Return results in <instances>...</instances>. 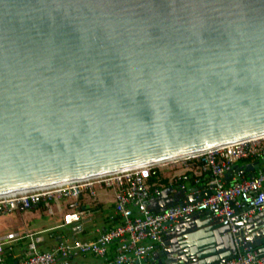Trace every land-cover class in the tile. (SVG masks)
Returning <instances> with one entry per match:
<instances>
[{"label":"water","instance_id":"1","mask_svg":"<svg viewBox=\"0 0 264 264\" xmlns=\"http://www.w3.org/2000/svg\"><path fill=\"white\" fill-rule=\"evenodd\" d=\"M263 133L264 0H0V194ZM170 190L148 208L174 205ZM214 208L176 222L145 264L264 255V208L234 231Z\"/></svg>","mask_w":264,"mask_h":264},{"label":"built area","instance_id":"2","mask_svg":"<svg viewBox=\"0 0 264 264\" xmlns=\"http://www.w3.org/2000/svg\"><path fill=\"white\" fill-rule=\"evenodd\" d=\"M264 158V134L223 143L139 165L76 178L27 190L0 194V215L10 210L26 209L40 201L48 213L51 203L60 208L65 200L67 210L62 213L58 226L81 222L84 210L80 196L85 192L90 202L98 201V189H113L112 223L94 238L83 239L73 235L58 239L50 248H38L42 236L39 232L7 230L0 233V264H80L71 260L74 253L92 254L107 258L109 264H145L158 243L181 218L215 206L213 215L226 220L234 231L233 222L244 220L264 208V167L246 177L233 172L239 159L250 161ZM165 175V180L162 178ZM226 174H232L226 178ZM186 177L194 188L186 191ZM202 178H206L202 182ZM170 187L169 196L180 194L174 205L159 211L148 208V200L163 188ZM190 202L186 193L200 196ZM176 192V193H175ZM172 193V194H171ZM19 239H26V248L17 256L13 249ZM7 254L16 257L9 263ZM114 253L111 254V251ZM218 264H264V255L247 250Z\"/></svg>","mask_w":264,"mask_h":264},{"label":"crops","instance_id":"3","mask_svg":"<svg viewBox=\"0 0 264 264\" xmlns=\"http://www.w3.org/2000/svg\"><path fill=\"white\" fill-rule=\"evenodd\" d=\"M251 162L250 160L245 163L239 164L237 161L235 164L245 165L246 163ZM262 167H257L255 171L262 169ZM81 208L84 210V215L81 222L72 223L69 225L58 226L61 223L62 213L67 210L65 205V200H61L60 208L56 207L58 210V220L53 225H45L44 223L40 224V227L37 229H25L19 232L24 231H34L39 232L42 236L41 241L38 242V248L48 249L50 248L58 239L64 236H76L83 239L94 238L99 231L107 228L111 224L110 216L113 212V189L111 188H100L98 189V201L96 203L90 202L88 195L83 192L80 196ZM53 206V204H52ZM22 209V208H19ZM31 217L40 218L41 213H37L36 209H41L42 211H47L43 203L32 206L31 208ZM24 214V213H23ZM42 215V214H41ZM46 217V216H45ZM108 217V219H107ZM63 228L62 230H60ZM75 228V229H74ZM26 239H19L15 243V248H17V256L22 254L26 248ZM71 260L76 261L80 264H93L90 261H87L86 254H81L74 252L70 256ZM104 259V264H109L107 258Z\"/></svg>","mask_w":264,"mask_h":264},{"label":"rangeland","instance_id":"4","mask_svg":"<svg viewBox=\"0 0 264 264\" xmlns=\"http://www.w3.org/2000/svg\"><path fill=\"white\" fill-rule=\"evenodd\" d=\"M247 159H239V164L245 163ZM259 167L264 165V158H261ZM53 204V212L50 214L47 211H42L41 209H36L37 213L40 214V218H33L30 216L32 212L31 209H15L10 210L4 214L0 215V233L7 230H25V229H37L40 227L41 223L45 225H53L58 220V210ZM24 213V214H23ZM46 216V217H45ZM61 228L60 230H62ZM87 261H90L93 264H104V259L102 257H96L92 254H86Z\"/></svg>","mask_w":264,"mask_h":264},{"label":"trees","instance_id":"5","mask_svg":"<svg viewBox=\"0 0 264 264\" xmlns=\"http://www.w3.org/2000/svg\"><path fill=\"white\" fill-rule=\"evenodd\" d=\"M162 176H164V177H162L164 180H165V175H163L162 174ZM205 179L206 178H202V182L203 181H205ZM192 188H194V182H193V180L190 178V177H186V191H188V190H190V189H192ZM172 194V193H171ZM177 197H178V199H180V194H177L176 195ZM169 197H174L173 195H170ZM188 198V194L186 193V199ZM42 202L40 201L38 204H41ZM107 219H108V217H107ZM111 219V217L109 218V220ZM114 221V220H113ZM112 221V219H111V223L113 222ZM15 250H17V248H14L13 249V252L15 251ZM16 252V251H15ZM112 253H114V251L112 250L111 251V254ZM4 254H5V259H6V261L7 262H9V263H12V262H14L15 260H16V257H13L11 254H7V251L5 250V252H4Z\"/></svg>","mask_w":264,"mask_h":264},{"label":"bare ground","instance_id":"6","mask_svg":"<svg viewBox=\"0 0 264 264\" xmlns=\"http://www.w3.org/2000/svg\"><path fill=\"white\" fill-rule=\"evenodd\" d=\"M264 134V133H263ZM263 134H260V135H263ZM259 135V136H260ZM193 152H195V151H191V152H186V153H182V154H179V155H184V154H190V153H193ZM92 176V175H91Z\"/></svg>","mask_w":264,"mask_h":264}]
</instances>
